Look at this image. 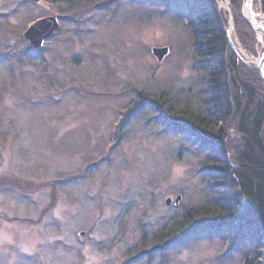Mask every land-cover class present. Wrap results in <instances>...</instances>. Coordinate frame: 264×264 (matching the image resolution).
Returning <instances> with one entry per match:
<instances>
[{
    "label": "rangeland",
    "instance_id": "rangeland-1",
    "mask_svg": "<svg viewBox=\"0 0 264 264\" xmlns=\"http://www.w3.org/2000/svg\"><path fill=\"white\" fill-rule=\"evenodd\" d=\"M83 1L0 0V264H264V231L247 225L158 241L208 190L204 137L150 106L198 90L190 8ZM224 1L229 48L259 74L264 33L243 0ZM53 15L59 28L35 47L27 26Z\"/></svg>",
    "mask_w": 264,
    "mask_h": 264
},
{
    "label": "trees",
    "instance_id": "trees-1",
    "mask_svg": "<svg viewBox=\"0 0 264 264\" xmlns=\"http://www.w3.org/2000/svg\"><path fill=\"white\" fill-rule=\"evenodd\" d=\"M148 1L166 7L182 3L192 13L186 18V26L193 44L194 65L200 66L198 90L181 96L162 90L152 95L150 106L157 113L161 111L159 117L164 119L161 121L190 126L196 136L204 137L201 147L205 145L203 150L209 152L210 164L200 167L207 179L206 200L173 222L158 241L175 242L198 229L213 230L232 224L247 225L252 227L249 228L252 232L261 230L262 233L264 93L261 76L242 65L230 50L215 0ZM81 3L84 1L77 0L73 5L77 7ZM232 7L234 11L239 10L240 0H232ZM261 9L264 12V0H261Z\"/></svg>",
    "mask_w": 264,
    "mask_h": 264
},
{
    "label": "water",
    "instance_id": "water-1",
    "mask_svg": "<svg viewBox=\"0 0 264 264\" xmlns=\"http://www.w3.org/2000/svg\"><path fill=\"white\" fill-rule=\"evenodd\" d=\"M35 1V0H34ZM37 1V0H36ZM252 0H243V5L245 6L247 3H251ZM250 22V21H249ZM251 23V22H250ZM60 26L58 17L56 15L53 16H47L38 19L34 23H32L28 29L25 31L24 36L29 39L30 43H32L35 47L41 46L44 40L48 37H50L56 29H58ZM254 30L257 32L258 30L262 31L264 33V27L256 25L254 27ZM152 53L157 56L158 60L161 61L164 59V57L169 53L168 47H154L152 48ZM263 62H261L262 64ZM258 66V71L261 76V78L264 80V71L261 67L262 65ZM180 199V196L177 197L176 203ZM167 204L171 203V198H168L166 200Z\"/></svg>",
    "mask_w": 264,
    "mask_h": 264
},
{
    "label": "bare ground",
    "instance_id": "bare-ground-1",
    "mask_svg": "<svg viewBox=\"0 0 264 264\" xmlns=\"http://www.w3.org/2000/svg\"><path fill=\"white\" fill-rule=\"evenodd\" d=\"M226 1V0H225ZM224 1V2H225ZM253 1V0H252ZM227 2V1H226ZM252 3V2H251ZM243 4V3H242ZM241 11H242V9H241ZM245 13H246V15L249 17V21L251 22V27L253 28V30H254V25H257V24H263L264 25V14H260V13H258V12H256V13H254V11L252 10V4H246L245 5ZM261 17L263 20H262V22H258V20H257V17ZM254 24V25H253ZM260 36V35H259ZM260 37H262V36H260ZM159 48V47H158ZM263 65H264V59H263ZM263 68H264V66H263ZM264 70V69H263Z\"/></svg>",
    "mask_w": 264,
    "mask_h": 264
}]
</instances>
